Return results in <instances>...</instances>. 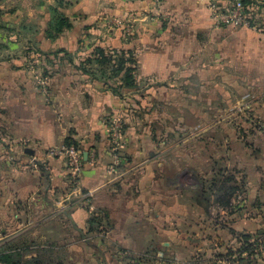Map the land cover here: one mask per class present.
Masks as SVG:
<instances>
[{
    "label": "rangeland",
    "instance_id": "374dc122",
    "mask_svg": "<svg viewBox=\"0 0 264 264\" xmlns=\"http://www.w3.org/2000/svg\"><path fill=\"white\" fill-rule=\"evenodd\" d=\"M212 1L224 9L236 0ZM247 1L252 18L248 29L217 28L212 22L206 26L197 15L194 26L186 7L172 10L167 0H104L87 12L93 19L79 34L77 50L67 51L71 59L53 55L61 49H51L67 32L56 40L46 37L49 8L56 2L49 7L44 3L47 13L39 16L44 21L37 18L36 24L27 17L15 19L9 6L0 10V141L9 144L13 155L25 158L34 151L26 127L32 114L59 119L60 124L68 118L62 112L67 115L72 103H101L106 109L102 107L99 116L107 132L105 139L101 133L92 139L109 152L111 170L122 179L146 178V189L157 186L163 192L161 210L153 204L144 212L137 205L118 217L142 221L157 214L163 223L161 249L153 241L148 246L135 242V250H129L117 239L125 226L113 225L109 212L98 211L93 215L103 225L94 229L100 240L96 250L121 254L128 264H172L173 250L180 264H231L221 258L220 242L209 245L190 238L189 221L204 220L201 229L208 236H223V180L235 177L226 154L264 142V0ZM66 3L70 7L72 2ZM101 57V66L88 62ZM122 59L133 70L129 77V72L116 77L112 73ZM86 90L97 97L90 98ZM236 140L241 141L238 146ZM78 142L69 137L48 152L66 156L74 143L82 155L89 144ZM203 187L215 192L208 212L196 202ZM239 188L234 199L244 205L245 183ZM211 246L215 250L206 255L204 249ZM156 250L163 252L158 261Z\"/></svg>",
    "mask_w": 264,
    "mask_h": 264
},
{
    "label": "crops",
    "instance_id": "0c3cea01",
    "mask_svg": "<svg viewBox=\"0 0 264 264\" xmlns=\"http://www.w3.org/2000/svg\"><path fill=\"white\" fill-rule=\"evenodd\" d=\"M52 1L54 0H44V3L51 6ZM66 1L72 2L64 14L69 18L73 29L60 37L51 49L58 48L73 52L78 48L79 34L93 19V16L87 12L97 10L99 8L97 4L105 2L104 0ZM116 1L111 0V2ZM167 1L172 10L186 7L188 19H193L194 26L196 15L202 18L203 25L210 26L211 22L213 23L209 9L212 0ZM45 4L38 5V0H6L5 3L0 1V10L9 6L15 19H20L21 16L27 17L29 23L34 21L33 23L36 24L37 18L44 21L39 16L46 15ZM74 37L76 43L73 41ZM3 82V76L0 74V86ZM85 92L90 98L97 97L96 92L92 90ZM71 107L67 115L62 112L68 117L63 121L64 123L59 124L60 120L53 117H39L36 113L27 118L28 137L32 142L31 145L34 146V151H30L33 152L31 154L27 153L25 158H20L17 152L13 155L14 150L9 144L0 141V256L12 257L16 260L10 264H25L51 253L59 259V264H128L129 261L123 260L121 254L96 250L100 240L97 234L94 235V228L103 223L92 224L90 221L93 213L98 211L109 212L113 225L125 226L123 235L118 236L117 239L126 246L129 245V250L134 251L136 243L139 242L148 246L147 244L154 241L156 248L159 249L164 245L163 223L159 221L157 214L155 219L141 218L142 221L130 219L128 215L118 218L126 212L128 214L137 205L144 212L148 210L147 207L153 208V204L156 209L159 207L161 210L162 190L157 186L146 189L142 185L146 178L133 179L130 176L122 179L114 169L111 170L112 158L109 152L106 154L104 147L99 146L92 139L100 133L105 139L106 127L99 116L102 114V107L106 109L104 104L97 103L92 106L89 102L80 107L76 101ZM93 115L97 117L91 119ZM1 117L0 112V124ZM85 136L90 138V142L85 141ZM69 137L83 145L89 144L82 151L81 171L77 178L72 176L63 153L51 155L48 152L53 146H62ZM239 143L241 141L236 140V146ZM226 157H229L227 164L235 169L234 179L237 185L245 183L247 202L238 205L233 199V212L231 214L227 211L223 212V236L222 234L208 236V233L201 229L204 220L189 221L190 225L188 224L192 228L190 238L193 237L200 240V243H209V245H213L216 241L220 242V247L223 245V255L227 254L228 250L237 252L240 246L236 240L237 235L250 236V242L256 239L264 240V142H252L247 148L234 150L230 155L227 153ZM128 226L136 228L128 229ZM141 226H144L143 230L140 229ZM78 238L81 241L77 240ZM88 240L93 243L91 246L95 250L90 246L84 247L83 243H87ZM77 245L83 247V250H77ZM189 249L193 252L192 247ZM204 250L207 255L209 252L213 253L215 248L211 246ZM194 251L201 250L195 248ZM139 253L143 254L144 251ZM171 253L172 264H180V257L175 250ZM155 254V261L163 257L162 250H156ZM0 264L5 263L0 262Z\"/></svg>",
    "mask_w": 264,
    "mask_h": 264
},
{
    "label": "trees",
    "instance_id": "16d2710c",
    "mask_svg": "<svg viewBox=\"0 0 264 264\" xmlns=\"http://www.w3.org/2000/svg\"><path fill=\"white\" fill-rule=\"evenodd\" d=\"M40 2L38 5L43 6L44 0H39ZM56 2V6H51L49 8V16H50V22L48 24L47 30H46V37L48 40H56L59 36L62 34L69 32L73 29V25L70 22L69 18L66 17V15L62 12L64 10L63 8L69 7V4L66 3V0H54ZM242 4L246 7L248 1L247 0H240ZM99 55L103 56V51L98 50ZM56 54H64L69 59H71L72 54L67 52L66 50H58L57 52L53 53V55ZM102 58V57H101ZM88 60L89 63H97L98 65H103L102 60ZM127 61L126 60H119V64L117 66H113L112 73H114V76L116 77L121 72H126L127 77L130 76V73L133 72V70L127 69L125 67ZM88 73V72H87ZM130 81V80H129ZM114 93H117L115 89L111 88ZM76 148L77 145L73 143V145ZM231 185V186H230ZM240 186L237 185V182L235 181L234 177H228L223 180V201H225V206L223 207L224 211H227L228 214H231L233 212V206L232 201L234 198H237V194H239V188ZM214 190H209L206 187H203L200 191H197V198L196 202L201 205L207 212L208 207L207 204L211 202V198L214 195ZM235 208V207H234ZM99 220L95 218L94 215H92L90 223L95 224L99 223ZM95 229V228H94ZM237 242L240 244L239 249L237 252H234L232 250H228L227 254L221 257L223 261H227L231 264H259L260 262H264V240L263 239H256L254 242H250L251 237L248 235L240 234L237 235L236 238ZM220 257V256H218ZM12 261L16 262L15 259L12 257L7 256H0V262L5 264H10ZM59 262V259L53 256V254H44L43 257H39L36 259H33L25 264H59L56 263Z\"/></svg>",
    "mask_w": 264,
    "mask_h": 264
},
{
    "label": "built area",
    "instance_id": "2783aa9c",
    "mask_svg": "<svg viewBox=\"0 0 264 264\" xmlns=\"http://www.w3.org/2000/svg\"><path fill=\"white\" fill-rule=\"evenodd\" d=\"M209 9L211 19L217 28L241 27L248 29L252 27V18L240 0H236L230 7H224V9L223 5H217L216 2L211 1ZM66 156L69 158L68 165L71 174L77 178L81 171L82 155L74 147H70L67 149Z\"/></svg>",
    "mask_w": 264,
    "mask_h": 264
},
{
    "label": "water",
    "instance_id": "95a60500",
    "mask_svg": "<svg viewBox=\"0 0 264 264\" xmlns=\"http://www.w3.org/2000/svg\"><path fill=\"white\" fill-rule=\"evenodd\" d=\"M0 1H4V0H0ZM28 153H30V154H31L32 152H28Z\"/></svg>",
    "mask_w": 264,
    "mask_h": 264
}]
</instances>
